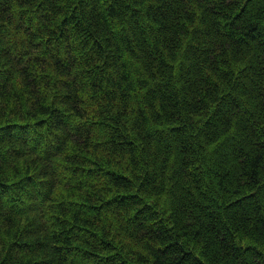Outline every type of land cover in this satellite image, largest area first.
Returning a JSON list of instances; mask_svg holds the SVG:
<instances>
[{"label":"trees","instance_id":"1","mask_svg":"<svg viewBox=\"0 0 264 264\" xmlns=\"http://www.w3.org/2000/svg\"><path fill=\"white\" fill-rule=\"evenodd\" d=\"M0 264H264V0H0Z\"/></svg>","mask_w":264,"mask_h":264}]
</instances>
